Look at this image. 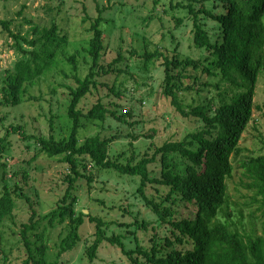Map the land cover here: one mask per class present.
I'll list each match as a JSON object with an SVG mask.
<instances>
[{
    "label": "trees",
    "instance_id": "trees-1",
    "mask_svg": "<svg viewBox=\"0 0 264 264\" xmlns=\"http://www.w3.org/2000/svg\"><path fill=\"white\" fill-rule=\"evenodd\" d=\"M162 12L171 13L175 27L188 17L193 43L204 54L198 58L180 57L175 52L145 48L139 54L142 67L147 70L155 60L160 61L163 94L181 116L193 118L199 125L180 140H167L155 146L151 154L144 153L136 162L134 155L120 160L124 151L117 156L110 152L112 141L121 137L120 133L101 136L98 131L80 138L86 120L102 127L109 116L133 125L123 114L131 115L132 108L120 112L117 104L105 103L102 96L87 111L83 107V100L100 84L99 76L125 71L118 66L125 58L120 49L106 66L101 63L105 53L101 15L92 19L86 29L91 34L72 53L66 50L71 42L55 22L48 27L33 23L22 34L10 29V20L0 19V26L12 38V48L18 54L11 67L0 70V104L17 106L39 99L32 89L47 76L52 79L49 84H54L47 86L49 91L55 93L61 89L66 101L63 115H56L65 123V133L58 137L54 133H30L21 124L4 125L0 116L3 129L0 224L6 217L13 219L17 200L29 201L21 184L8 175L11 170L5 155L11 133L25 140L27 147L38 148L33 158L44 153L47 157H58L67 167L64 175L67 187L56 206L43 214L31 208L28 221L19 224L20 241L26 253L21 264H58L59 255L77 245L79 228L86 219L94 223V238L85 248L90 261L106 240L117 245L130 264H264V234L255 230L258 220L264 226V141L260 152L249 154L240 142L242 133L254 119L253 112L258 107L254 101L255 83L259 74L264 73V0H170ZM116 78L115 75L112 85H106L115 96H121L122 81L117 84ZM206 89L216 90L215 95L197 102L198 94ZM180 93L192 94V102L184 104ZM53 118L51 114L48 119L51 129ZM231 159L246 178L241 185L250 190L247 206H255L248 213L249 229L245 227L242 208L234 204L228 190L234 169ZM150 165L158 167V172ZM111 170L119 175L136 176V194L166 224L167 232L160 235L155 229L149 245H143L137 236L138 230L147 229L144 219L134 216L133 222L122 224L134 226L131 234L135 245L129 247L125 242L127 234L107 233L108 222L103 218L75 208L78 196L73 190L77 181L85 178L90 185L94 175ZM18 173L21 170H13L12 176ZM25 173L21 174L24 178ZM149 187L156 192L160 188L166 191L158 194L159 197L149 196ZM183 207L188 211L180 216ZM55 224H63L65 234L60 238L55 259L48 260L43 230ZM5 259L0 242V261Z\"/></svg>",
    "mask_w": 264,
    "mask_h": 264
},
{
    "label": "rangeland",
    "instance_id": "rangeland-1",
    "mask_svg": "<svg viewBox=\"0 0 264 264\" xmlns=\"http://www.w3.org/2000/svg\"><path fill=\"white\" fill-rule=\"evenodd\" d=\"M155 1L0 0V19L10 20L11 30L24 34L33 23L48 27L55 22L63 28V33L66 34L69 43L71 42V46H66L69 53L73 52L75 46H83L91 34L86 29L89 28L93 18L101 15L104 19L102 28L105 33V53L101 63L106 66L117 56L120 49L125 58L118 62V66L125 71L118 75L116 72H110L99 76L100 84L83 100V107L87 111L91 103L102 96L105 103L117 104L120 112H125V109L128 111L129 107L132 108L131 115L127 112L123 114H126V119L133 125L117 121L109 116L102 123V127L91 120H86L80 138L82 140L98 131L101 136L120 133L121 137L112 141L110 152L113 156H117L124 151L120 157L122 161L134 155L136 162L144 153L151 154L155 146L167 140H180L187 132L196 129L199 125V122L193 118L181 116L170 98L163 94L164 74L160 61L155 60L147 70L142 67L143 61L139 54L145 48L150 51L159 48L162 51H169L170 54L175 52L180 57L198 58L201 53L204 54V51L196 48L193 43L191 20L186 17L181 25L175 27L171 13L162 12L170 0H158V4ZM154 15L156 16L151 20L146 19ZM12 42L7 31L0 26L1 71L11 67L18 57L17 52L12 48ZM131 50L134 52L131 53ZM115 75L117 84L122 81L121 96H115L106 85L110 86L114 83ZM201 78L205 79L206 75H201ZM44 79L32 89V93L39 99L17 106L0 104V116H3L4 125L21 124L30 133L42 135L54 133L57 137L65 133L64 120L56 116L63 115L65 112V97L61 89L55 93L49 91L47 86H54L49 84L52 81L50 76ZM215 93L216 90L206 89L198 94L199 99L196 95L194 98L200 102V99L209 98ZM180 96L184 104L192 102V94L180 93ZM254 101L258 106L253 112L254 119L240 139L246 148L244 151L246 154L251 151L260 152L262 141H264V73H260L256 80ZM51 114L54 116L52 129L48 123ZM2 133L0 124V135ZM133 135L139 136L134 139ZM9 140L11 143L5 155L9 164L8 168L11 170L8 175L11 174V177L21 184L24 194L29 196V201L23 198L17 200L13 219L6 217L0 224V242L6 254V259L0 261V264H21L26 253L20 241L19 224L28 221L31 208L43 214L56 206L67 187V182L64 180L67 167L58 157H47L44 153L33 158L38 148L27 147L26 141L19 138L18 134L11 133ZM232 164L234 169L232 177L228 180V190L232 200L235 201L234 204L242 208L243 221L246 229H249L248 213L255 206H247L250 190L241 185V181L246 178L244 179L242 169L237 167L236 162L232 161ZM150 167L157 172L159 170L154 165ZM16 169L21 170L22 173L26 172V177L21 176L22 173L12 176L13 170ZM137 183L136 176L119 175L113 170L101 171L94 175L90 185L85 178H80L73 190V193L78 196L75 208L103 218L108 222L107 233L127 234L125 242L129 247L135 245L131 234L134 226L128 227L122 224L133 222L134 216L144 219L148 223L147 229L138 230L137 236L143 245H149L150 237L155 233V229L160 235L167 232L166 224L161 222L145 201L136 194ZM165 191L162 188L160 192L154 191L153 187L147 189L149 196L155 197H159L158 194ZM187 211L188 209L184 207L180 208L179 215L184 216ZM40 229L42 230V227ZM255 230L258 234H264L262 221L255 222ZM43 231V242L47 246L46 258L54 260L60 238L65 234L64 225L47 226ZM79 233L80 240L77 245L60 254L57 259L58 264H130L119 247L106 240L100 244L96 257L90 261L85 254V248L94 238V223L86 219L79 228Z\"/></svg>",
    "mask_w": 264,
    "mask_h": 264
}]
</instances>
